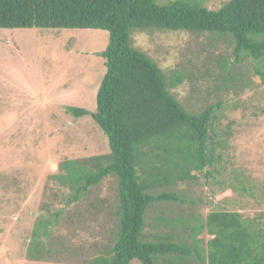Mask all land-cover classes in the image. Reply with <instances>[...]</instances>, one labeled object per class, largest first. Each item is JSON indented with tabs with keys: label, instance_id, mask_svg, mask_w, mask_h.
Masks as SVG:
<instances>
[{
	"label": "trees",
	"instance_id": "16d2710c",
	"mask_svg": "<svg viewBox=\"0 0 264 264\" xmlns=\"http://www.w3.org/2000/svg\"><path fill=\"white\" fill-rule=\"evenodd\" d=\"M19 28L109 34L106 49L98 53L106 72L96 111H66L74 117L91 116L107 136L110 152L64 161L59 165L63 173L53 176L71 190L66 207L105 178L116 181V203L104 208L113 218L112 238L84 264H129L134 259L141 264H264V215L249 218L218 210L187 217L161 209L148 225L153 232H146L154 205L183 204L185 195L177 187L197 181L196 173L204 172L205 178L218 173L214 163L222 154L215 153L225 142L215 126L222 102L199 112L189 110L171 92L188 74L180 70L167 76L131 39L135 31L208 35L212 47L221 43L231 49L235 63L214 53L206 61L218 75L225 74V88L240 81L232 72L245 59L254 61V73L264 83V0H227L217 9L207 8L203 0H0V29ZM201 75L212 77L210 72ZM101 205L92 210L98 212ZM61 214L62 209L49 216V232L42 230L41 221L35 223L29 253L41 249V239L50 238Z\"/></svg>",
	"mask_w": 264,
	"mask_h": 264
},
{
	"label": "rangeland",
	"instance_id": "374dc122",
	"mask_svg": "<svg viewBox=\"0 0 264 264\" xmlns=\"http://www.w3.org/2000/svg\"><path fill=\"white\" fill-rule=\"evenodd\" d=\"M203 1L217 9L227 0ZM131 39L167 76L180 70L188 74L171 92L189 110L199 112L222 102L215 126L225 142L215 153L222 154L214 163L218 173L207 178L196 173L197 181L173 188L184 193L185 203L154 205L146 232H153L148 225L161 209L187 217L218 210L249 218L264 215V83L254 73V61L236 64L232 74L240 81L225 88V74L218 75L206 61L214 53L235 63L231 49L221 43L212 47L208 35L135 31ZM108 41L104 30L0 29V264H84L110 243L114 223L106 205L113 208L116 203L115 179L105 178L66 207L71 190L53 178L63 173L59 165L64 161L110 152L107 136L91 116L74 117L66 111H96L106 72L98 53ZM198 70L212 77L203 79ZM99 203L98 212L92 210ZM60 209L50 238H42L41 249L29 253L35 223L41 221L42 230L49 232V216ZM129 264L141 263L134 259Z\"/></svg>",
	"mask_w": 264,
	"mask_h": 264
}]
</instances>
